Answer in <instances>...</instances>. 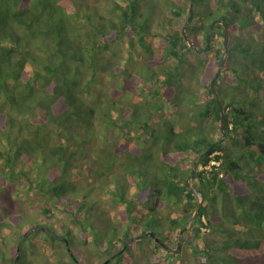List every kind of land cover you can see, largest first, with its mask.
Returning <instances> with one entry per match:
<instances>
[{"label":"trees","instance_id":"1","mask_svg":"<svg viewBox=\"0 0 264 264\" xmlns=\"http://www.w3.org/2000/svg\"><path fill=\"white\" fill-rule=\"evenodd\" d=\"M189 4L0 0V264H264V0H195L185 30L227 25L223 139L222 26L191 49ZM195 161L168 254L145 234L176 245Z\"/></svg>","mask_w":264,"mask_h":264},{"label":"water","instance_id":"2","mask_svg":"<svg viewBox=\"0 0 264 264\" xmlns=\"http://www.w3.org/2000/svg\"><path fill=\"white\" fill-rule=\"evenodd\" d=\"M194 2H195V0H190V4H189V14H188V17H187V20H186V24L182 28V35H183L184 39L186 40L187 45L191 49H194L197 52H202V53L208 52V50L210 48V38H211V34H212V30H213L214 26L216 24H220L222 26V30H223V48H224L223 54L221 56V60L219 62L218 68H217V70H216L213 78L210 81V89H211V92H212V94H213V96H214V98H215V100H216V102L218 104L219 110H220L221 132H222V139H223L225 137V133H224V114H223V110L221 108V104L219 102L218 96H217L216 91H215V88H214V82L217 79V77L219 76V74H220V72H221V70H222V68L224 66L225 60L227 58V55H228V51H229V48H228V39H229L228 28H227V25H226V23H225V21L223 19H217V20L213 21L212 24L209 27V30H208L207 34H206L205 47H203V48H197L194 45V43L187 37L186 32H185L186 27L191 23V21L193 19V15H194V12H193ZM221 140L218 141V142H216V143L221 142ZM214 145H215V143L211 144L204 151L203 154L208 153L214 147ZM195 165H196V161L194 162V164H193V166L191 168L190 176L187 179V185H188V188L192 192L193 195L200 197V201H199V204L197 205V207L194 209L193 214H191V216L189 217V219H188L187 224L185 225V227L179 231L175 250H172V249L168 248L167 246H165L158 238L155 237L154 233L149 232V233L145 234V236L154 238L157 243H159L163 248H165L168 251V254L179 251L180 242L182 240L183 234L187 231L188 226L190 225V223L194 219V216L198 212L199 207L201 206V202L203 201L202 194L200 192L196 191L194 188H192L190 186V184H189L190 183V180L192 179L193 174H194V167H195Z\"/></svg>","mask_w":264,"mask_h":264},{"label":"rangeland","instance_id":"3","mask_svg":"<svg viewBox=\"0 0 264 264\" xmlns=\"http://www.w3.org/2000/svg\"><path fill=\"white\" fill-rule=\"evenodd\" d=\"M195 3V2H194ZM160 7H162V5H160ZM184 17L186 18V20H187V17H188V14L187 15H184ZM193 18H194V15H193ZM197 18H199V16L197 17ZM200 19V18H199ZM160 21V18L159 19H157L155 22H152V25L154 24V23H156L157 21ZM193 20V19H192ZM192 22V21H191ZM154 29L157 31V32H161V30H159L158 29V27L157 26H155L154 25ZM218 37V36H217ZM218 39V45L220 44V41H221V37H218L217 38ZM191 40V39H190ZM198 40L200 41V45L202 44V36L201 37H199L198 38ZM229 40V39H228ZM259 41V40H258ZM157 42H159V41H157ZM157 42H155V44L157 45ZM257 45H259V44H257ZM159 46V45H158ZM262 46V44H260L258 47H261ZM202 48V47H201ZM223 50H224V48H223ZM209 51V50H208ZM223 54V53H222ZM195 57V56H194ZM196 57H201V56H198V55H196ZM210 57V56H209ZM193 61H195V60H193ZM190 74V70H186V72H185V76H184V79H183V83L185 84H187L188 83V79H187V77H188V75ZM192 83V82H191ZM194 88H195V90L197 91V92H200V93H202L203 91H202V88L200 87V86H198V85H196V84H194ZM138 100H135V102H137ZM143 101V99L142 100H140L138 103H143L142 102ZM170 113H172V111L171 110H168ZM191 184H192V179L190 180V186H191ZM104 204H103V206H104V208H105V210L107 211V213H108V215H107V217H109L110 219L108 220V223L109 222H111V224H114V223H116L117 221H119L120 220V218H121V215H122V209H123V207L121 206V204H119V203H111L110 201H108L107 199L103 202ZM140 210V212H139V214H138V216H141V214H143V212H145V210L144 209H139ZM167 210H169L170 211V215H172V217H174V218H176V217H180V216H182V213L180 212V209H178L177 207L175 208V209H171V208H168V209H164L163 210V212H162V214L161 215H165V212L167 211ZM134 214V213H133ZM193 214V213H192ZM96 219H101V222L100 223H98V224H96L97 226H99L100 228H102V230H109L108 229V225H105L106 224V221H105V219H104V217H102V216H96ZM122 228V227H121ZM188 228H189V226H188ZM132 232V231H131ZM139 231H135L134 232V234H136V233H138ZM110 232H108V234H109ZM179 234V233H178ZM185 233L183 234V237H182V240H181V242H180V246L183 244V238H185ZM177 242V241H176ZM91 244V246H92V243H90ZM90 246V247H91ZM79 248L83 251L84 249H83V247L82 246H80L79 245ZM168 248H170V249H172V250H175V248H176V245L174 246V247H168ZM180 248V247H179ZM139 251V249L137 250V252ZM193 259V256L191 255V252H190V250L189 249H186L185 251H184V254H183V261H184V263H190V264H192V262H191V260ZM92 262H95V261H97V257H93L92 259Z\"/></svg>","mask_w":264,"mask_h":264},{"label":"clouds","instance_id":"4","mask_svg":"<svg viewBox=\"0 0 264 264\" xmlns=\"http://www.w3.org/2000/svg\"><path fill=\"white\" fill-rule=\"evenodd\" d=\"M194 8V7H193ZM188 14H189V12H188ZM192 41V40H191ZM187 43V42H186ZM198 48V47H197ZM203 48V47H202ZM199 53H202V52H199ZM205 53H207V52H205Z\"/></svg>","mask_w":264,"mask_h":264}]
</instances>
